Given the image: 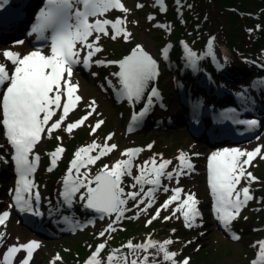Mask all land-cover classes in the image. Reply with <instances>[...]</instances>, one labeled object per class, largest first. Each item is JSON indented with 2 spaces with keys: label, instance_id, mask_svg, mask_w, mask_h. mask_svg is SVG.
Segmentation results:
<instances>
[{
  "label": "rangeland",
  "instance_id": "rangeland-1",
  "mask_svg": "<svg viewBox=\"0 0 264 264\" xmlns=\"http://www.w3.org/2000/svg\"><path fill=\"white\" fill-rule=\"evenodd\" d=\"M122 1L128 11L115 10L114 14L111 13L107 16L112 18L113 21L117 17L126 18L125 28L127 32L131 33V36L127 40L122 36L112 39L111 27H109V35H101L99 46L103 50L95 54L93 61L100 60L106 63H93V67L87 72L73 71L72 82L77 84L80 89L79 94L76 95L81 96L82 99L79 101L77 107L68 115L61 128L54 131L50 137L45 133L44 139L38 146V150L42 153L44 159L37 178L41 181H46L48 189L52 190L50 198L46 201L47 203H44V208L50 209V212L47 211L49 218L47 224L55 227L56 231L61 233V236L58 238L43 236L42 239L36 240L34 238L35 234L25 228L11 211L10 220L6 225L0 226V231L5 234L0 243V254L5 252L9 246L36 240L40 246L35 250L30 264H51L57 255H59L60 259L56 260L55 264H80L86 263L93 253L96 252L97 246L104 243L106 246L97 257L101 260L102 264H108V256L116 249H119L120 252L112 264H125V257L128 261L136 260L137 264H144L145 257H148V264H152L153 261L155 264H171L170 261H164L163 253L158 251V246L147 250L124 247L129 242L133 245H140L146 243L151 238L158 242H163L166 239L174 241L173 244L168 246V250L177 253L175 257L177 264H181L186 258L189 260V264H251L255 252L258 250L257 246L254 247V245H256L257 241L264 240V131L259 140L245 146L244 149L253 151L257 147H260L261 153L254 158V162L250 167H245L246 171L251 172L257 179L255 181L245 180L244 182V185L250 184L252 186L251 194L254 198L251 199L233 225V227L241 229L243 232V237L239 241H229L221 234L217 222L211 217L208 218V216L203 220L200 219L201 221L197 222L198 226L187 228L182 219L179 218L178 212L175 216L172 215L177 204L176 202L168 209L162 208L161 206L165 201L173 195L171 189L176 187H180L183 190L182 195L185 199V194H195V198L201 201L204 210H208L207 202L210 198L204 172L207 168L206 156L211 150H208L205 143L195 142L191 139L189 133L186 131V127L182 126L183 119H186L188 110L184 112L177 110L176 104L181 102V98L173 94V86L175 84H173L172 79L162 77V65L167 63V59L161 58L162 51L169 42H173V50L165 58H168L171 65L174 61L178 63V68L175 69L176 72L173 71L172 78L175 80L176 85L182 81L184 85H187L188 90V77L185 74V69L190 73L185 53L188 46H185L184 42H181L180 39L175 38L179 32L182 34L187 31L186 25H188V20L185 18L187 6L184 0H179L180 3H177V0H164L163 5L158 4L156 0ZM39 3H41V0L33 1L35 5ZM138 5H143V7H138ZM192 11H194V8ZM149 17H152V19ZM209 20L208 30L197 40L202 45L199 50L194 52L197 54L204 53L207 51L205 48L209 40L207 38L212 37L214 40L216 39L213 43L214 45L217 43L218 37L219 40L221 39V51L218 54L222 56L217 55L220 58L218 59L219 63L222 65V61H233L236 58H234V55H231V52L225 56V52L230 51L228 46L229 41L225 36L222 19L216 10H214V14ZM159 25H167L168 27H160ZM186 34H183L185 38ZM137 45L142 46L149 54L159 59L161 72L159 66L160 77L157 91L164 97L167 109L162 111L163 105L157 101L159 97L155 98L158 104L156 108L159 110H154L155 114L153 112L148 118L145 131L128 134L125 130V125L131 119L132 108L125 97L122 102L117 103L112 91L107 87V82L110 81L118 91L122 89L120 78L114 75V73L120 71L119 64L107 62L123 60L131 54ZM13 48L5 47L0 48V50L3 53L6 50L19 53L27 50V47L20 50H13ZM3 53L0 54V63H5L7 68L12 69L11 63L6 61ZM81 54L83 57L86 55L85 52H81ZM172 54L176 59L172 58ZM259 54L261 57H259V60L264 59V49L259 51ZM207 59V64L203 65V68L196 73L198 80L200 76L204 75L205 69L209 68L211 70L212 60L209 56H207ZM240 60H245V58L241 57ZM220 73L221 77H223L226 71L223 70L219 73L213 71L210 77L214 79V76ZM256 77L264 80V75L263 77L261 75H257ZM197 79L195 78L196 85L194 84L192 85L194 87H189V92L194 90L195 93H200L198 89L202 87L203 83L202 81L198 82ZM228 89L229 87L227 86L223 88V90ZM211 91L213 90L209 92L211 93ZM200 95L204 96L207 94L203 93ZM213 100L214 97L206 102L204 105L205 110L214 103L211 102ZM93 101H95V111L88 116L84 125L69 133L66 130L67 124L79 120L92 111L89 105ZM231 102L235 101L233 99L227 101L229 104ZM171 111L174 116L170 117L171 121H165L163 119L165 116L163 115L170 116ZM60 115L61 113L59 112L53 117L52 121L58 119ZM181 116H183V119ZM158 117H161L163 121V124L160 126H156ZM100 120L103 121V124L99 128H95L97 121ZM94 128L95 131H93ZM0 129L4 132L1 126ZM110 134L112 138L107 140V143L109 145L115 144L117 148L95 161V163L83 167L80 172L82 179L83 174H87V178L91 180L104 169L105 165L111 168L116 161L127 159L128 157L122 155V153L129 148H140L143 151L139 152L133 160L132 175L122 178L121 187L124 188L125 194L140 192L141 187H143L144 192H147L148 188L151 187L149 184H136L135 177L140 175V166L144 165L145 162H150L153 158L157 160V164L162 160L172 161L167 166L166 171H171L174 174V178L171 180L161 178V186L155 192L152 205L147 211H141L142 208L147 206L146 202L144 204L138 203L140 199H145L143 193L138 197L137 201L128 199V203L124 206V216L119 221L116 220V213L113 216H109L108 214L98 213L94 209L87 208L86 200H81L79 197L82 195V192L84 194L87 191L86 188H81L73 197V208L66 206L60 195V189L65 176L68 175L74 153L81 147L93 143V141L99 145H103L106 142V137ZM2 139L3 136L0 132V155L7 157L10 162L12 156V153H10L11 148L9 152L4 150ZM58 146H62L65 151L57 158L56 165L53 166L49 154ZM191 146L196 147L193 148ZM198 147L207 151L203 162L200 160L202 154L197 150ZM98 152L99 149H96L89 153V155L95 156ZM181 152L186 154V158L191 162L192 168L188 169L185 167L183 172H177V169L181 166V162L178 159ZM8 165L9 173H5L4 175L6 176L0 175V213L10 211V193L13 189V179L10 178L11 163H8ZM150 167L151 165L149 164ZM50 168L51 170H49ZM8 184L9 190L6 192L3 187H8ZM93 184L94 182L92 186ZM133 184H136L135 188L132 187ZM164 188H168L169 191H164ZM65 208L70 210V212L65 210ZM158 210L160 212L159 217L153 219ZM92 215H99L97 221L82 230L77 229L74 225L71 227L64 224V221L68 218L82 221ZM168 216L172 218L165 220L164 217ZM110 223L113 224V227L116 229L115 231H106ZM61 225L65 227L60 228L59 226ZM255 229L257 230L255 231ZM101 232L105 233L104 236L100 235ZM189 241L191 243H188ZM25 255L26 252L22 250L18 253L17 259H23ZM13 264H16V261Z\"/></svg>",
  "mask_w": 264,
  "mask_h": 264
},
{
  "label": "snow or ice",
  "instance_id": "snow-or-ice-1",
  "mask_svg": "<svg viewBox=\"0 0 264 264\" xmlns=\"http://www.w3.org/2000/svg\"><path fill=\"white\" fill-rule=\"evenodd\" d=\"M7 0H0V8L4 6ZM164 0H157V3L163 5ZM179 3V0H177ZM143 7V5H138ZM119 9L127 12L128 9L122 3V0H46L45 8L41 9L37 23L32 27V33L38 34V39H45V33L50 31V54L45 55L40 49L31 51L26 55L19 52L6 50L3 55L7 62L12 65L11 74L5 63H0V88L6 89L0 95V126L3 127L6 139L14 151L12 159L15 162V169L18 174L17 187L13 190L15 205L20 211L32 213L41 216L38 210L41 195L38 186L31 178L36 171L40 156L34 153V148L41 141L42 133L51 136L54 130L60 129L63 122L67 119L69 112L74 109L77 102L82 99L76 95L78 85L72 82L73 69L77 65H83L90 68L92 63L104 64L105 61H93L96 53L103 49L99 46L100 36L109 35V27L112 29L111 38L123 37L128 39L131 33L127 32L126 18L117 17L114 21L107 18L100 19L110 10ZM96 18V19H93ZM152 19V17H149ZM160 27H168L167 25H159ZM95 34V35H94ZM93 37L92 42L89 38ZM19 43H23L20 41ZM81 47H77V45ZM212 42H209L207 56H214ZM81 52L86 55L81 57ZM168 49H164V55L167 57ZM186 59L188 64L194 70L197 68V62L201 57L188 48L186 51ZM107 63H118L120 71L114 75L120 78L122 89L120 90L129 101H139L144 97L149 83L154 81L158 75V63L149 55L142 46L137 45L133 49L131 55L120 61H108ZM222 67V66H221ZM256 86L264 89V80L258 81ZM160 93L157 89L150 90V96L147 97L148 107H145L137 115H134V123H138L140 119L147 114L153 105L155 98ZM242 105L250 101L244 92L237 94ZM62 97H66V101L62 103ZM95 101L89 105L92 110L79 120L68 123L66 130L71 133L74 129L85 124L88 116L95 111ZM57 110L61 111L58 119L52 121ZM236 109H228L220 114L221 119L232 120L236 124L249 126L254 129L258 126L259 121L256 119L243 120L235 115ZM49 121H52L49 124ZM103 121H97L95 128H99ZM95 128L93 131H95ZM112 138L111 134L106 137L103 145L93 143L81 147L74 153L71 161V167L68 170V176L63 182V198L72 203L73 197L81 188H86V193L80 196L81 200H86V207L94 209L98 213L112 214L116 213V220L119 221L124 216V206L128 203V199L137 201L138 197L143 193L145 199H140L138 203L144 204L146 207L141 211H147L151 207L154 194L161 186V178L171 180L174 174L166 171L167 166L172 163L170 160H162L157 164V160L153 158L150 162H145L140 166V175L135 177L136 184H149L153 187L148 188L144 192L141 187L140 192H129L125 194L124 188L121 187L122 178L132 175L133 160L137 154L143 149L129 148L122 153L127 159H121L109 168L105 165L93 179H88L87 174H83L81 178L80 168L95 163L101 157L108 155L117 145L107 143ZM151 147V145H149ZM99 149L97 155H89L93 150ZM65 151L62 146H58L49 155L51 156V164L56 165L57 158ZM261 153V148L257 147L253 151L241 150L238 148L223 149L211 153L208 158L207 173L208 184L211 195L214 197V211L217 219L227 230L231 228L249 200L254 197L250 193L248 186L238 188L241 180L255 181L257 178L251 172L246 171L245 166H251L252 160ZM83 154V155H82ZM243 158V159H242ZM181 166L177 172H183L185 167L192 168L191 162L186 158V154L181 152L179 157ZM149 164L151 167L149 168ZM51 170V168L49 169ZM95 187H92V183ZM136 184L132 187L135 188ZM164 191H169L164 188ZM173 195L161 206L168 209L173 203L176 204L173 216L180 212L184 218L185 226L192 228L198 226L196 221L201 218L197 205L199 201L195 198V194H185L186 199L180 200L182 189L176 187L171 189ZM126 197V198H125ZM159 210L153 219L159 217ZM9 212L0 213V225H6ZM171 216L164 217L165 220L171 219ZM151 223V221H149ZM113 224H109L106 231H115ZM175 231V230H173ZM104 232L100 235L104 236ZM4 233L0 232V240H3ZM234 239L240 237L235 233L232 234ZM174 241L166 239L158 242L149 238L146 243L133 245L129 242L124 247L128 249H150L158 246V251L163 253L164 261H170L171 264H177L175 257L176 252L168 250V246ZM188 243H191L189 241ZM36 240L12 245L7 247L6 251L0 254V264H30L34 251L39 247ZM105 244L101 243L97 246L96 252L89 258L86 264H102L97 257L101 250L105 248ZM258 246L257 258L252 264H264V240L256 242ZM24 250L26 255L23 259H17V254ZM119 249L113 250L108 256V264H112ZM57 257L51 262L55 264ZM125 264H137L136 260L128 261L125 257ZM144 264H148V257L144 258ZM152 264H155L153 261ZM181 264H189V260L184 259Z\"/></svg>",
  "mask_w": 264,
  "mask_h": 264
},
{
  "label": "bare ground",
  "instance_id": "bare-ground-1",
  "mask_svg": "<svg viewBox=\"0 0 264 264\" xmlns=\"http://www.w3.org/2000/svg\"><path fill=\"white\" fill-rule=\"evenodd\" d=\"M35 1H37V0H35ZM17 5H19V4H17ZM22 10L27 12V11H29V8L28 7L27 8H22ZM20 39L21 38H19L18 40H12L11 42H7L5 45L0 46V48L14 47L13 50H20L22 48H25L27 46L26 40L23 41V43L21 44V43H19ZM220 40L217 37L216 46L218 47L219 51H221V47H220L221 41ZM212 50H213V52H216L215 49H212ZM206 52L207 51H205V53ZM2 53H3L2 50H0V54H2ZM205 53H203V55H205ZM161 58L162 59H166L165 55H163V54L161 55ZM202 58H203L202 62H200V61L197 62V68L193 72L192 71H190V73L188 72V75L191 76L194 80H195V78L197 79V74H196L197 71L200 70L201 68H203V65L207 64V58L205 56H203ZM234 58H236V59H234L233 61H227V62H223L222 61V65H221L222 67L219 68L220 71H223V70L226 71V73L229 75L228 79H224L222 81L219 80L220 77H218V76L221 75V73L217 74L216 76H214V79L211 78V77H205V76H202V77L200 76L199 80L197 79L198 82L202 81V83L204 85H206V87H204V88L201 87V88L198 89V90H200V93H198V92L195 93L194 90H191L190 92L188 91L189 87H194V86H192L190 81L188 82V90H187V85H186V87L184 89L185 92H183V93L178 92V89H177L178 85H176L175 80L172 78V74L174 72H176L175 68L173 66L169 67L166 64L162 65V77H168V78L172 79L173 84H175L173 86V90H174L173 94L178 96L179 98L186 97L189 100H191L193 102V105H192L193 109H197L196 107L198 106V104H199V102L201 100L200 98H202L203 102L206 103V101L211 100V98H213V95L216 94V96H215V98L213 100L215 103H218V102L226 103L227 101H229V99H233V100H237L238 99V100H240L237 94L241 93V92H244L247 97L251 98V100L252 99L259 100V101H261V105H264V91L259 90L257 88V86H256L257 82L259 81V78H257V77L255 78V77L252 76L254 71H261V72L264 73V70H262L261 68H255L253 66L254 64H252L251 62H246L244 60H240V58L238 56H234ZM218 59H220V58H218ZM187 67H189L190 70L193 69V68H191L189 66V64H187ZM212 71H215V70H212ZM219 72H217V73H219ZM226 73H224V74H226ZM184 78H187V77H184ZM195 85H196V80H195ZM222 86L229 87L230 91L223 90L224 87H222ZM181 87H183V86H181ZM210 90H213V91H211V93H210L209 92ZM79 91H80V89L78 88V91L75 94H79ZM203 93H205L207 95H204V96L200 95V94H203ZM193 94H194V96H193ZM157 101L161 102V105H163L162 106V111L167 109V107L165 106V99H164V97L161 94L159 95V99H157ZM256 103H259V102H256ZM176 108L180 112H184V111L187 110V107H185L182 104V102H178L176 104ZM154 110H159V109L155 107ZM254 110L257 113L263 112V111H261L259 109H254ZM162 113H164V112H162ZM153 114H155V112ZM163 116H165V117H163V119L165 121H171L170 117H173L174 115L172 114V111H171L170 112V116H168L166 114L163 115ZM161 117H162V114H161ZM161 117H158L157 121H159L161 124H163V121H162ZM0 132H1L2 136H3V139H2L3 140V142H2L3 145L2 146L4 147V150L9 152V149L10 148L12 149V147L8 143V141L6 139V136H5V133L2 132L1 129H0ZM238 146H239L238 144H234V145H227V146H221V147H208V149L211 150V151H217L219 148L238 147ZM191 147L194 148L196 146H191ZM197 150L200 151V154H202V157L200 158V160L203 162L204 157L206 156L205 154H206L207 151H205L204 149H202L200 147H198ZM253 162H254V159L252 160V163ZM8 163H9V161H8L7 157H4V156L0 155V165L2 166V169L0 171V175L6 176L4 174L5 173L6 174L9 173L10 170H9ZM10 178H13V177L11 176ZM35 184L38 186L39 192L41 193L43 199L46 202L50 198L52 190L50 191L49 190L50 188L48 189V184H47L46 181H41L38 178L35 181ZM3 189L6 190V192H7V190H9V184H8V187L4 186ZM0 206H1V204H0ZM45 210L50 212L49 208H46ZM65 210L70 212V210H68L66 208H65ZM59 227L60 228H64L65 226L61 225ZM34 238L36 240L42 239V237L38 236V235L37 236L35 235ZM34 253H35V251H34Z\"/></svg>",
  "mask_w": 264,
  "mask_h": 264
},
{
  "label": "trees",
  "instance_id": "trees-1",
  "mask_svg": "<svg viewBox=\"0 0 264 264\" xmlns=\"http://www.w3.org/2000/svg\"><path fill=\"white\" fill-rule=\"evenodd\" d=\"M186 1L187 31L182 34L179 32L175 38L185 37L183 34L187 32L189 46L195 48L201 46L202 44L197 40L208 30L209 19L216 10L222 19V26L230 46L234 48L233 50H237L235 53L239 56L244 53L256 57L257 50L264 45V0ZM250 12H258V17L248 15Z\"/></svg>",
  "mask_w": 264,
  "mask_h": 264
},
{
  "label": "water",
  "instance_id": "water-1",
  "mask_svg": "<svg viewBox=\"0 0 264 264\" xmlns=\"http://www.w3.org/2000/svg\"><path fill=\"white\" fill-rule=\"evenodd\" d=\"M148 53V52H147ZM149 54V53H148ZM131 55V54H130ZM150 55V54H149ZM129 56V55H128ZM155 59V58H154ZM156 61H157V59H155ZM157 63H158V61H157ZM156 85H157V78L154 80V81H151L150 83H149V88H148V90H146V92H145V94H144V97L145 98H143V99H141V100H139V101H131L132 102V104L134 105V107H135V109H144L145 107H148V103H147V97L148 96H150V90L152 89V88H156ZM93 187H95V183H94V185H93ZM110 215H113V213L112 214H110Z\"/></svg>",
  "mask_w": 264,
  "mask_h": 264
}]
</instances>
